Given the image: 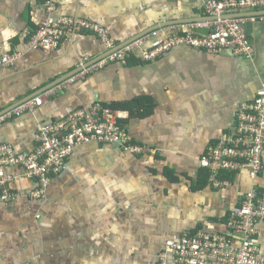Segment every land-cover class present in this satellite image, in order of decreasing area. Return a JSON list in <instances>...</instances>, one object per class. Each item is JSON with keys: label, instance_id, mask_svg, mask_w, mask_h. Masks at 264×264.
I'll use <instances>...</instances> for the list:
<instances>
[{"label": "crops", "instance_id": "crops-1", "mask_svg": "<svg viewBox=\"0 0 264 264\" xmlns=\"http://www.w3.org/2000/svg\"><path fill=\"white\" fill-rule=\"evenodd\" d=\"M208 1L58 0L57 17L99 24L123 46L154 33L163 40L169 26L203 20ZM45 3L0 0V60L21 55L13 67L0 69V115L74 75L81 58L105 56L93 34L52 54L31 52L29 42L48 19ZM246 31L257 52L253 62L180 48L144 64L138 52L128 67H110L50 98L35 114L0 126V145L30 152L39 125L102 104L119 108L134 144L146 148L133 156L115 145L82 147L43 200L27 197L33 182L17 181L19 200L0 205V264H157L167 243L184 234H226L253 181L244 171L216 190L200 161L230 134L241 107L264 85V24ZM257 183L264 189V174Z\"/></svg>", "mask_w": 264, "mask_h": 264}, {"label": "built area", "instance_id": "built-area-1", "mask_svg": "<svg viewBox=\"0 0 264 264\" xmlns=\"http://www.w3.org/2000/svg\"><path fill=\"white\" fill-rule=\"evenodd\" d=\"M48 19L29 42V49L52 54L82 34H93L106 48L100 60L81 58L78 71L47 93L28 100L0 115V126L9 121L33 115L44 108L47 100L70 92L76 84L110 67H128L129 61L141 52L144 64L163 60L175 50L184 48L212 56L230 53L236 59L253 62L257 54L246 31L247 25L264 24V0H209L204 19L169 26L167 38L158 33L120 46L109 29L79 17H57L58 0H46ZM204 33V34H203ZM151 46L143 49L145 44ZM21 55H8L0 60V69L13 67ZM119 146L125 153L140 156L145 147L134 144L119 111L97 104L79 109L67 119L49 125H39L36 148L17 152L11 145H0V205L16 202L21 194L14 185L27 180L36 189L27 197L43 200L53 181L69 170L76 152L89 144ZM264 85L255 99L239 110L230 134L209 148L201 159L202 169L210 172L216 190L228 188L222 173L247 171L253 185L242 197L239 208L232 211L226 234L197 232L184 234L178 242L167 243L157 264H264V249L259 247L264 226V189L257 183L264 174Z\"/></svg>", "mask_w": 264, "mask_h": 264}, {"label": "trees", "instance_id": "trees-1", "mask_svg": "<svg viewBox=\"0 0 264 264\" xmlns=\"http://www.w3.org/2000/svg\"><path fill=\"white\" fill-rule=\"evenodd\" d=\"M114 110L116 111H119L120 109L119 108H113ZM205 170V169H204ZM206 173V179L207 180H210V172L208 170H205ZM235 176V174H228V173H222L219 178L222 180V181H230L232 182L233 180V177Z\"/></svg>", "mask_w": 264, "mask_h": 264}]
</instances>
